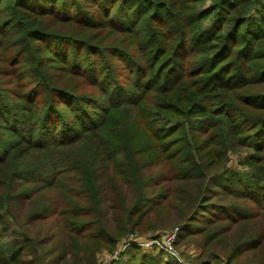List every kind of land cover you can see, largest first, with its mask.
<instances>
[{
  "label": "trees",
  "instance_id": "1",
  "mask_svg": "<svg viewBox=\"0 0 264 264\" xmlns=\"http://www.w3.org/2000/svg\"><path fill=\"white\" fill-rule=\"evenodd\" d=\"M175 226L264 264L263 0H0V264Z\"/></svg>",
  "mask_w": 264,
  "mask_h": 264
},
{
  "label": "rangeland",
  "instance_id": "2",
  "mask_svg": "<svg viewBox=\"0 0 264 264\" xmlns=\"http://www.w3.org/2000/svg\"><path fill=\"white\" fill-rule=\"evenodd\" d=\"M249 152H250L249 150L241 148L240 150L229 154L228 167L232 170H236L244 174L249 173L250 171L249 167L244 164V159L249 154ZM147 233L148 234L143 236V238H146V239H139V240L137 239L138 242L140 243L143 241L152 242V239H154L156 242L149 244V245H143V246L138 244V246L141 249V252L145 254L156 255V256L163 255L162 256L163 261L175 260L179 264L180 263L181 264H198L197 260L200 255L201 249L198 245L194 243L195 241L192 240L193 238H197L195 235H190L186 239L179 241L177 244H176L177 239H175L173 244L169 245L167 243V235H168L167 231L165 233H157L153 231L147 232ZM7 240H10V238L1 237L0 244ZM124 244L125 243L120 244L117 247L115 244V246L112 249L105 248L99 251L96 256L97 258L96 264H116L117 262H120V260L122 259L124 261L127 260L126 256L124 255V251L128 247L132 246V244L126 247L123 251ZM167 247L168 248L171 247V250H173V252L175 251V255H171L168 252ZM257 257L258 256L256 253H246L244 255L237 257L236 259L231 261L229 264H258ZM220 259L223 262V264L227 263L225 259V255H221ZM209 264H219V263L218 261L212 259V261H210Z\"/></svg>",
  "mask_w": 264,
  "mask_h": 264
},
{
  "label": "built area",
  "instance_id": "3",
  "mask_svg": "<svg viewBox=\"0 0 264 264\" xmlns=\"http://www.w3.org/2000/svg\"><path fill=\"white\" fill-rule=\"evenodd\" d=\"M263 4H264V0H263ZM178 232H179V228L178 227H175L174 229L170 230L168 232V235H167V243L170 245V244H173L174 240L176 239L177 235H178ZM139 239H146V238H143V237H139L135 234H128L124 237V239L120 240L119 242L116 243V247L120 244H124L123 246V251L126 247L130 246V244L132 245H149V244H152V243H155L156 241L154 239H152V242L150 241H143V242H138ZM127 245V246H126ZM168 249V252L171 254V255H175V251L173 252V250H171V247H167Z\"/></svg>",
  "mask_w": 264,
  "mask_h": 264
}]
</instances>
